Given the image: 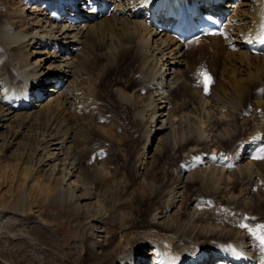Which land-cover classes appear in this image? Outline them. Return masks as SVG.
I'll use <instances>...</instances> for the list:
<instances>
[{
  "label": "bare ground",
  "instance_id": "obj_1",
  "mask_svg": "<svg viewBox=\"0 0 264 264\" xmlns=\"http://www.w3.org/2000/svg\"><path fill=\"white\" fill-rule=\"evenodd\" d=\"M46 1L57 2L0 0V154L11 152L12 159L26 149V143L17 145L18 134L41 113L54 110L74 120L73 128L42 136L34 164L38 171H49L40 191L74 211L88 208L85 214L96 222L102 238L91 234L83 240L87 258L80 264H238L240 259L264 264V245L257 239L264 236L262 223L252 227L246 213L239 221L253 199L248 185L264 180V149L256 156L249 152L255 142L264 143V55L246 48L264 33V0H225L214 6L226 15L223 32L187 43L147 24L144 11L156 0H110L116 3L110 15L94 20L85 12L77 25L51 22ZM79 43H85L81 55L74 50ZM207 59L220 69L206 94ZM115 65H122L128 77L122 86L108 82L107 92L123 116L142 121L143 148L135 158L131 200L122 199L107 214L98 186L115 167L95 157L83 165L82 154L86 133L98 123L99 85ZM152 138L157 141L149 155ZM24 195L9 206L20 208ZM179 197L184 205L172 214ZM212 200L217 210L206 206ZM121 206L147 218L137 219ZM108 221L112 232L104 229ZM117 231L123 243L116 244ZM12 257L18 262L13 258L11 264L30 258L26 251L0 245V258ZM37 261L33 264H44Z\"/></svg>",
  "mask_w": 264,
  "mask_h": 264
},
{
  "label": "rangeland",
  "instance_id": "obj_2",
  "mask_svg": "<svg viewBox=\"0 0 264 264\" xmlns=\"http://www.w3.org/2000/svg\"><path fill=\"white\" fill-rule=\"evenodd\" d=\"M29 4L32 6V9H30V11H32L35 6H33L32 1H29ZM84 44L85 43H79L81 50H77L76 53L82 51ZM32 49L34 50L37 48L34 47ZM63 52V50L60 51V58H63ZM209 52L211 53L210 48ZM83 53L85 52H80V55ZM197 55L198 53L194 54L193 57ZM96 62L99 63L98 59ZM206 64L208 65L206 73L209 77H211V83L216 84L217 82L213 81L215 79L214 72H219L220 67L214 68L212 61L209 59H207ZM121 67L122 65L119 67L115 65L109 68V73L107 72L104 81L99 85L100 89L97 91L98 98L96 99V106L100 107H96V109L100 110L98 113L99 116L96 117L100 122L98 119L96 120L98 123L97 126L94 125L95 130L92 127L90 128L92 131L87 132V130H83V125L81 127L83 128L81 129L83 131H81L83 135H85L86 132V135L88 134L87 137L84 138V141L86 140L87 143L83 142L85 147V152L83 151L82 154L83 165H89L92 157H95L97 159L99 158V160H104L107 165L115 167L113 172L107 176L108 178L101 180L102 183L100 182L98 186L100 187L101 185L98 190V195L101 199L105 200V205L102 206V210H105L107 214H110V212L115 210L117 202H123L122 199L126 200L124 201L125 204L131 200L133 196V187L130 183L134 179L133 172L136 164L135 158L138 153L142 151L141 148H143V139L141 137L142 121L138 120V117H136L137 119L132 120L128 116H123L118 106L111 103V101L114 100L113 95L110 96L107 92V87L109 85L108 82L110 84L113 82L115 84L118 83L122 86L121 80L128 77V72L123 70ZM190 75L189 76L194 80V82L197 81L196 83H200V81L197 80L198 78H195L197 77L196 75ZM71 78L73 77H70V80ZM132 85V83L128 84L129 87ZM54 112L55 111L53 110L41 113L37 119L34 117L27 122V131H24L25 133L20 132L16 140L17 145L19 146H23V144L26 143V146L28 145L26 149L22 147L20 151L18 150V152H16L17 154L12 159H10L12 156L11 152L6 153L5 156H3L4 154H0V245L10 251H26L30 258L27 260L25 259L24 264L37 263V260L42 261L44 264H71L72 261V264H80L81 259L87 258V248L86 245L84 247L83 244H85V242L83 243V240L91 234L95 238H102V236H98L100 233L97 230L96 222H93L92 219L90 220V215L88 216L85 214V212H89L88 208L81 211L82 213L74 211V209L72 207L70 208L68 204L60 201L57 202V200L52 198V194H48L46 191H40L41 188H38L43 187V184L46 181L45 178L49 179V177L47 178L49 171H38V169L35 168L36 166L34 163L37 158L35 146H38V143L41 144L43 138H45L44 136L48 135L51 131L54 132L55 130L57 131L61 129L65 130V128L69 125L71 127L75 125L74 120L73 122H70L72 121L71 119L70 121L63 119L64 117L67 118L65 113L60 112V115L64 114L60 117L59 114ZM52 115H54L55 118ZM79 118L80 117H77L75 121ZM161 118L162 117H160V119ZM185 118H189L188 115H185ZM58 120L60 122H58ZM66 122H69L68 125L65 124ZM53 125H56L54 126L55 128ZM61 125L63 128H60ZM242 131L244 132L245 130H240V134L243 133ZM156 141L157 138H152L150 140L148 150L146 151L147 154H152ZM39 152L41 151H38V153ZM51 164L53 163H50V165ZM106 164L105 166L102 165L100 168L105 169L107 166ZM50 165H48L45 169L49 168ZM26 174H28V176L26 180H24ZM105 174L107 175V172H105ZM57 176H60V172H58L56 177ZM263 184L264 180H261L258 182V186H256L258 188H256L253 184L248 185L250 187L249 189L251 194H253V202L249 201L250 205H248V209L242 213L243 215H239V221H242L247 214L249 217L247 221H249L252 227L257 223H262L261 225H264V199L259 198V196L262 197V195L264 198V189L261 188H264ZM259 186L261 187L259 188ZM254 187L256 190H254ZM253 190L254 193H252ZM255 191H258L257 193L259 195ZM20 193H25V199L21 207L18 209L11 208L9 205L13 203L19 195H21ZM261 193L262 195H260ZM2 199L5 200L3 201ZM8 199L11 201H7ZM178 200L179 207H175L172 210V214L176 213L178 208L184 205L182 197H179ZM4 202H6L5 205ZM136 202L141 204V206H146L145 202L140 203L138 200ZM208 204L211 206L213 205V209L217 210L218 207L214 204L213 200L206 204L207 207L209 206ZM120 208L124 211L127 210L137 219L144 220L147 218L146 214L143 216L133 208L127 209L126 206H121ZM237 212L239 213V210H237ZM160 221H163V219H160ZM108 224L109 221L105 224L104 229L112 232ZM263 230L264 228L261 230V235L263 234ZM116 236H118L116 244L123 243L124 238H121L119 231H117ZM149 252L150 251L148 250V254ZM13 258L14 257L10 258V260L0 258V264H11V260ZM15 258L20 261V258L17 256ZM15 258L12 261L16 262L17 260H15ZM152 260L153 256L150 257V262ZM147 263H149V260Z\"/></svg>",
  "mask_w": 264,
  "mask_h": 264
},
{
  "label": "snow or ice",
  "instance_id": "obj_3",
  "mask_svg": "<svg viewBox=\"0 0 264 264\" xmlns=\"http://www.w3.org/2000/svg\"><path fill=\"white\" fill-rule=\"evenodd\" d=\"M202 75L205 78L204 79V91L207 94V92H208V85H209V83H211V77H209L206 73H202ZM254 158H256V157H254ZM239 227H241V228H247L248 226L246 224H240ZM258 227L259 228H264V225H260ZM249 231L250 232H253L252 229H249ZM253 235H256V232H253ZM257 239H259L260 240V243L262 245H264V236H257Z\"/></svg>",
  "mask_w": 264,
  "mask_h": 264
}]
</instances>
